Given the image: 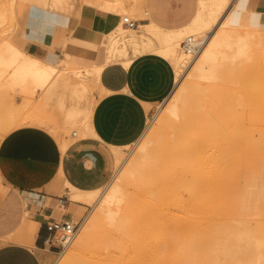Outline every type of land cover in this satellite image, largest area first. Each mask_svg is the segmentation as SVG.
I'll use <instances>...</instances> for the list:
<instances>
[{
    "label": "rangeland",
    "instance_id": "rangeland-1",
    "mask_svg": "<svg viewBox=\"0 0 264 264\" xmlns=\"http://www.w3.org/2000/svg\"><path fill=\"white\" fill-rule=\"evenodd\" d=\"M134 1L125 0L130 10L135 11V15H132L133 11L119 13L118 18L121 23L123 15L130 16L132 19L142 16L140 10L147 15H145L146 18L138 20V23L150 21L153 19L154 11L163 8L162 5L165 3V0ZM80 2L83 12H98L99 17H107V11L101 6L87 3L85 0ZM133 2L136 6L139 4L138 10ZM191 2L197 9L198 0H191ZM243 2L244 0H236L230 13L231 20L240 24L244 21ZM49 13L55 14L56 19H47ZM0 14V17L3 16V19L0 18V50H3L0 51V70L2 69L0 71L2 72L0 73V182L3 183L4 188L8 184L11 188L14 185H24L50 194L48 185L58 176L59 154L56 155L55 148L59 150L63 141H69L71 144L75 140L74 132H78L80 137L83 136L82 131L88 128L82 121L69 126L63 122L65 115L61 111V99L65 101L68 108L77 103L86 107L96 101L100 92L98 72L95 68L92 70L88 68H91L92 64L98 60L87 54L74 57L72 59L74 64L60 61L62 74L70 78L74 77L79 82L84 80L83 84L77 82V87L57 85L53 87L52 93L40 89L33 91L32 85V89L27 91L21 84L11 82L10 76L14 69L4 61L8 55L6 48L9 42L19 48H25L30 43H41L55 51L61 58L66 54L63 41L74 43L77 47L84 45L83 42H79L80 39L89 35L92 26L99 21L85 14L80 17L70 8L62 10L55 7L53 10L30 0H0ZM64 20L77 23V29L60 31L54 39L46 40L43 35L45 27L49 23L53 24L56 21L60 23ZM241 28L244 29L243 26ZM135 34L133 28L124 23L123 28L115 29L111 37L104 35L106 51L112 55L109 62L123 60L122 64L127 67L126 60L146 51L151 50L161 54L158 51L160 44L155 40L135 46H125L119 41L121 35L128 37ZM196 37L203 42L206 39L203 34ZM87 38L90 37L87 36ZM99 60L102 61L103 58ZM2 61L4 63H1ZM174 69L177 72V69ZM191 72L192 70L179 83L175 82L168 93L156 103L148 104L150 116L143 135L134 144L121 147L122 156L126 161L124 168H126L138 155L141 145L139 143H143V139H148L146 135L153 138L160 120L167 118L168 112L165 107L169 105L168 102L174 100V96L183 85L191 79L203 85L213 84L211 86H214V92L201 101L197 100L199 93L201 94L200 90L188 88L195 94L193 98L191 97L189 105L184 107V111L179 113L178 118L168 117L169 123L161 128L164 133L163 141L151 143V149L155 153L160 152L157 155V162L161 168L145 169L143 176L136 184L126 185L133 208L144 207L149 240L153 242L147 250L146 260L150 264H159L160 261L188 264L187 258L192 253L189 246L192 241L207 244L217 234L220 237H227L230 222L235 219L247 222L248 228L252 231L250 234L262 240L264 244V233L260 234V231L264 232V193L259 180V169L264 162V48L259 51L258 48H254L252 59L240 66L237 73L226 71L219 75L217 80L197 78L191 76ZM215 97L230 104L232 112L219 111L208 116L196 113L197 101L203 104L205 109H209L216 106ZM180 104L183 103L180 102ZM234 115L237 116V120L233 119ZM242 128L247 130L249 139L244 147L236 148L234 153L240 160L243 159V162L240 163L237 159L229 161L232 163L231 168L228 163L227 169L230 173L226 178L224 164L228 159L222 158L225 152L223 149L230 143L228 137L240 132ZM165 144L170 148L173 158L172 169L168 174L162 169ZM212 152L219 156L212 160L210 157ZM17 160L21 163V167L18 166L19 163L16 164ZM175 174L182 176L184 181L187 179L190 183H198L199 189L197 188L195 192H191L192 187L182 190L171 177ZM114 182L112 176L105 186L100 187V193L109 191V185ZM137 193L142 196L135 203ZM60 196H64L67 205L72 201L71 199L69 201L65 195ZM56 204L58 210L63 212L60 209L61 202L58 201ZM79 208L80 215L68 211L70 221L74 222L78 228L76 236L53 264H87L90 252L106 251L93 241L88 248L80 246L79 240L83 229L90 222L95 207L85 203ZM27 211H30V208L25 203L23 214L25 215ZM131 218L134 224L137 218L133 213ZM259 221L263 225L261 222L258 225ZM101 225L102 229L111 227L105 222ZM254 232H256L255 235ZM108 249L117 254V259L126 258L130 263L138 260L135 258V255L137 254L138 257L139 254L137 247H126L123 251L115 246H108ZM217 255L221 264L230 262L221 251L217 252Z\"/></svg>",
    "mask_w": 264,
    "mask_h": 264
},
{
    "label": "bare ground",
    "instance_id": "bare-ground-1",
    "mask_svg": "<svg viewBox=\"0 0 264 264\" xmlns=\"http://www.w3.org/2000/svg\"><path fill=\"white\" fill-rule=\"evenodd\" d=\"M105 2L111 8L117 9L118 14L124 12L132 13L133 11V9L130 10V6L126 4L125 0H105ZM232 4L233 0H198V7L195 14L185 25L176 28H167L151 21L147 24L138 25V29L137 27L136 29L133 28L134 33L136 32L133 36L127 37L121 35L119 41L124 43L125 46L150 43L151 40L157 41L160 44L158 51L170 60L174 68L177 69L176 84L179 83L180 80L186 78L188 74H190V70H192L191 76L217 80L219 79V75L226 71H229V73H237L240 66H243L246 61L252 59L254 48H258V51L264 48V28L232 22L228 15L229 8ZM133 5L137 7L136 9L138 10L139 4L136 6L134 3ZM134 12L135 11L132 13L133 16L135 15ZM140 12H142V16L133 18L134 20H138L142 17L145 18V15H147L143 13V10H140ZM126 16L127 15H123V19ZM123 22L121 23L118 17L115 18L113 28H104V35L111 37L115 29L121 30L123 28ZM241 26H243L244 29H242ZM119 33L120 32H118V34ZM201 34L206 38L204 42L196 37V35ZM189 37L198 39L201 44L194 57H192L193 54L184 49V41ZM6 51L8 55L4 61L8 66L14 69L10 76L11 82L13 81V83L21 84L27 91L32 89V85L34 87L33 91L44 89L60 72V67L57 64L46 62L28 53L26 50L19 48L14 43L9 42ZM111 57L112 55L108 53L106 60L109 61ZM132 59L133 58H129L126 60V64L129 65ZM4 61L1 63H4ZM94 67L98 73L101 72L102 66L95 65ZM0 73L2 74V72ZM211 85L213 84L203 85L191 79L187 84L181 87V90L177 94L175 92L176 95L174 94V100L170 101V103L168 102L169 105L165 107L168 112L167 118L160 120L154 131L153 138H149V136L146 135L148 139H143L144 142L141 141L143 143H139V145H141L138 155L131 160L126 168H124L126 161L122 156L121 147H113L117 168L113 175L115 182L109 185V191L102 194L100 193L101 188L88 190L78 188L67 180L62 169L58 167V176L54 181L49 183V190L56 194H62L64 190L69 189L72 200L70 211L75 212L77 215H80L79 207L82 203H89L95 207V212L91 215L90 222L85 225L83 229L79 244L80 246L88 248L93 241L97 246L106 251L90 252L87 264H150L146 260L148 257L147 250L148 246L153 242L149 240L148 225L144 218V207L133 208L129 200L130 193L126 189V185L136 184L143 176L145 169L158 170L161 168L157 162V155L160 154V152L155 153L151 149V143L162 142L164 133L161 128L164 124L169 123L168 117L178 118L179 113L183 112L189 105L191 97L195 96L193 91L188 90L189 87L200 90L202 95L199 93V98H197V100L201 101V99L211 96L214 92V86ZM214 99L216 101V106L209 109H205L204 105L199 104L197 101L196 113L208 116L219 111L222 113L232 112V106L230 104L227 102L224 103L219 97H215ZM180 102L183 104H180ZM234 116L235 118L233 119L237 120V116ZM83 123L88 127L86 130L82 131L83 136H85L87 132L92 131L93 128L92 125H89L86 121ZM171 127L175 128L174 125H171ZM228 139L230 143L223 149L225 152H223L224 155L222 157L228 159L226 164H224L226 178L230 173L227 167L232 163H229V161L237 159L240 163L243 162V159L240 160V158L235 156L236 153H234V151L236 148L244 147L249 137L247 130L242 128L240 132L230 135ZM69 145V141H63L60 144L59 150L55 148L54 151H56V155L59 154V156H62ZM163 151L164 167L162 169L164 173L168 174L172 169V153L166 144L163 147ZM214 152L210 155L212 160L219 156ZM18 163L17 160L16 164ZM19 164L18 166L21 167V163ZM229 167L231 168V165ZM263 168L264 162L259 169L260 186L264 193V186L262 183ZM171 177L176 181V184L181 186L182 190L186 189V187H192L193 191L191 192H195L199 187L198 183H190L186 178H184L186 179L184 181L183 177L177 174ZM2 186L3 183L0 182V200L6 195L9 188H11L10 184L5 188ZM191 192L188 193L191 194ZM141 196L142 195L139 193L135 195L137 199L135 203ZM60 209L64 210V206H60ZM132 213L137 218L134 224L131 222ZM102 222L109 224L111 227L102 229ZM260 222L261 221L258 222V225H260ZM230 224V229L227 231V237L225 238L217 234L215 237L213 236L207 244L192 241L189 246L192 253H190V256L187 258L188 264H221L219 256L217 255L219 251L224 253L226 259L230 261L224 264H264L263 241L254 238L253 235L250 234L252 231L248 228L247 222L241 219H235L233 222H230ZM261 225H263V223ZM36 230L37 222L27 218L14 235V238L32 244ZM261 233L264 232L260 231V234ZM255 234L256 232H254V235ZM108 246L121 248V251L126 247H137L139 249V254L138 257L136 254L135 258L138 260L130 263L126 258L123 260L117 259V254L111 250L109 251ZM159 264L173 263L160 261Z\"/></svg>",
    "mask_w": 264,
    "mask_h": 264
},
{
    "label": "crops",
    "instance_id": "crops-1",
    "mask_svg": "<svg viewBox=\"0 0 264 264\" xmlns=\"http://www.w3.org/2000/svg\"><path fill=\"white\" fill-rule=\"evenodd\" d=\"M30 1L53 10L55 7L62 10L70 8L80 17L85 14L99 21L92 26L90 34H87L90 38L85 35L83 39H80L79 42H83L84 45L77 47L74 43L63 41L66 48L64 57L59 58L55 51L41 43H30L21 49L60 67V72L44 89H40L45 92L53 93V87L57 85L77 87V82L83 84L84 80L79 82L74 77L70 78L62 74L60 61L73 63L74 57L88 54L97 58L98 61L94 62L91 68H86L92 70L95 65L102 66L101 72L97 74L100 92L93 104L85 107L77 103L68 108L65 101L61 99V111L65 115L63 122L67 126L86 121L92 125L93 129L88 131L85 136L79 137L78 132L74 134L75 140L62 154L63 157L59 156L58 158V167L62 169L67 180L78 188L88 190L103 187L110 181L117 168L113 147L130 146L139 140L148 125L150 116L148 104L156 103L168 93L176 82V71L170 60L151 50L135 56L127 67L122 64L123 60L120 62L107 61L108 53L104 43L103 30L106 27L113 28L114 19L118 17V10L111 8L105 0L85 1L106 10V18L99 17L98 12H83L79 4L80 0ZM235 2L236 0H233L228 11L230 20L232 19L230 13ZM162 7L160 10L154 11L153 19L140 22L139 26L154 21L167 28L181 27L190 21L197 10L191 0H165ZM243 11L244 21L242 23L264 28V0H244ZM50 13L47 14V19L55 20V14ZM57 21L53 24L49 23L45 27L43 35L46 40L54 39L60 31L65 32L68 29L73 31L78 26L75 22L64 20L59 23ZM101 57L102 61L99 60ZM81 114L83 115L81 116ZM262 183L264 186V168ZM60 195L67 196L69 201L71 199L69 189L57 195L24 185H14L6 193L0 202V264L54 263L61 253V249L59 246L46 242L49 235L47 223L54 220H70L71 218L68 212L71 201L69 205L65 204L64 196ZM58 201L61 202L60 206H64L63 212L57 208ZM25 203L28 204L30 211L24 215ZM48 203L50 205H47ZM84 204L82 203L81 206ZM27 218L37 222V230L32 244L14 238Z\"/></svg>",
    "mask_w": 264,
    "mask_h": 264
},
{
    "label": "built area",
    "instance_id": "built-area-1",
    "mask_svg": "<svg viewBox=\"0 0 264 264\" xmlns=\"http://www.w3.org/2000/svg\"><path fill=\"white\" fill-rule=\"evenodd\" d=\"M123 21L130 28H136L139 25L138 20H134L130 16L124 17ZM200 45L199 40L193 37H189L184 41V49L193 55L197 53ZM47 229L49 230V235L46 242L59 246L61 252L71 243L78 230L77 225L70 220H54L48 222Z\"/></svg>",
    "mask_w": 264,
    "mask_h": 264
}]
</instances>
